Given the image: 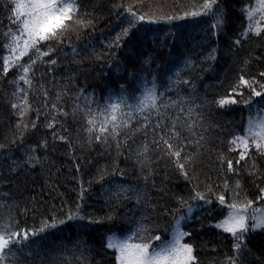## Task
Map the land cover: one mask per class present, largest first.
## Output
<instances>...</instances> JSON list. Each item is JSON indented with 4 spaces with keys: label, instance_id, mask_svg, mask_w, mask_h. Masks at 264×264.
<instances>
[{
    "label": "trees",
    "instance_id": "obj_1",
    "mask_svg": "<svg viewBox=\"0 0 264 264\" xmlns=\"http://www.w3.org/2000/svg\"><path fill=\"white\" fill-rule=\"evenodd\" d=\"M125 1L76 0L80 5L78 15L85 23L91 20V24L74 25L64 34L63 45L56 46L50 57L43 58L45 61L57 59V65L38 64L30 73L32 84L28 100L33 110L23 118L29 127L23 132L21 143L18 139L21 130L17 127L21 118L9 111L1 100L4 82L10 81L17 86L21 72L18 68H11L5 76L2 71L3 59L9 55L5 45L10 42V36L5 33L11 24L8 10L11 0H0V144L5 146L0 149V223L12 217L13 228L38 229L42 221L50 222L53 216L62 217L69 208L75 209L77 204L81 205V214L85 217L103 220L101 224L92 225H87V220L74 221L48 229L32 238L40 241L38 249L33 248L30 255L27 251L17 253L16 264H114L112 250L104 247L109 228L113 231L126 229L144 216V223L163 240L165 230L172 223V211L178 207L177 198L189 200L194 185H198L199 190L213 201L211 205L190 201L201 207L195 208L191 219L184 224L183 230L191 233L186 242L194 246L197 264H228L229 257L258 264L257 257L264 258V230L257 229L247 235L244 243L252 254L242 257L233 249L231 235L215 227L226 216L227 204L235 199L231 189H235L237 181L241 185L240 189H236L241 202L252 200L251 206L262 205L263 202L258 193L260 187H264V156L258 154L255 148H250L245 159L240 160L239 149L233 148L230 143L234 136L244 134L248 111L242 103L224 108L214 103L220 98L232 97V88L241 75L246 79H264L258 76L264 71V39L252 34L248 39L240 36L247 22L244 10L252 6L253 0H220L227 10L226 35H213L211 17H189L154 25L141 22L143 29H150L158 38L143 39L142 30L128 39L122 37L120 47H110L122 29L128 27L124 8L132 6L140 13L171 15L182 14L191 4L202 2L140 0L127 5L129 3ZM11 29L15 30L16 25L11 24ZM169 32L177 33L179 39L168 37ZM261 35L264 37V33ZM237 38L241 40L239 45L234 44ZM212 49H216V59L207 60ZM74 55L78 62H73ZM27 61L28 57H24L20 63ZM187 61L191 64L185 67ZM178 69L182 77L189 81L188 85L178 86L179 96L190 97L195 104L202 105L195 108L193 104L195 111L191 116L188 115L187 105L183 112L179 111V107L166 110L167 116L172 118L166 121L169 127L174 120L184 138L185 150L195 154V167L190 169L191 183L178 174L173 158L164 154L163 146L157 149L151 125L147 135L143 131L136 132L126 143L130 129L121 127L117 137L119 148L116 140L112 139L113 147L110 148L99 150L87 146L88 141L84 137L87 133L85 97L104 105L110 92L119 94L120 83L127 84L141 75L151 80L155 75L158 93L172 83L174 91L167 93L166 98L177 99L174 73ZM81 89L83 94H80ZM244 92L247 97V90ZM58 93L61 94L60 99H57ZM140 94L138 89L136 95ZM235 98L240 99L238 96ZM252 99L256 101L260 98ZM14 100L15 103L18 101ZM53 103L61 110L60 113L52 110ZM91 106L96 108L95 102ZM36 108L41 110L39 120H36ZM65 112L67 116L62 114ZM53 116L56 117L55 127L49 128L47 125L52 122ZM157 119L153 113L151 121L154 123ZM32 121L36 122V128L31 127ZM142 123L140 114L131 118L132 128ZM190 124L192 131L188 130ZM54 134L56 137L63 135L66 140L54 139ZM200 134L204 139L196 144ZM13 140L16 142L13 143ZM172 142L176 143L175 140ZM145 144L148 151L145 156H139L138 150L142 151ZM29 147L36 149L40 160L35 166L24 162L25 149ZM94 151L104 152L109 158L101 160L97 157L100 162L96 161L94 156L97 152ZM110 159L115 160L109 163ZM152 159L155 162L150 167L147 161ZM228 160L232 161L234 171L227 170ZM81 184L86 189L83 199H80ZM225 184L230 189L226 192ZM118 186L130 189L126 193L128 199L123 198V193L117 198ZM206 186H211L215 194L224 192L225 205H220L216 195L207 192ZM137 194L142 197L140 204L135 198ZM108 216L114 219L108 221ZM79 224L86 227L78 228ZM79 241H83L82 246L78 245ZM26 243H31V239ZM153 243L159 244L160 241ZM10 247L15 249L17 246Z\"/></svg>",
    "mask_w": 264,
    "mask_h": 264
},
{
    "label": "snow or ice",
    "instance_id": "obj_2",
    "mask_svg": "<svg viewBox=\"0 0 264 264\" xmlns=\"http://www.w3.org/2000/svg\"><path fill=\"white\" fill-rule=\"evenodd\" d=\"M120 7H123V5ZM8 10L11 13L9 16L11 24H15L16 29L12 30L10 24L9 31L5 33L6 36H10V42L5 45L9 55L3 59L2 71L6 76L11 68H18L21 72L19 80L23 81L25 85H28L29 90L32 84L30 73L35 71L38 64L57 65V59L45 61L43 58L50 57L55 51L56 46L63 45L64 34L74 25L87 26L91 24V20L85 23L80 18V15H78L80 13V5L76 3V0H11V5ZM244 11L247 16L248 25L240 33V36L248 39L249 34H252L264 39L261 35L264 33V0H257L255 7H249ZM124 12L127 14L125 19L128 27L122 29L121 33L117 35L115 43L110 45V47H120L122 37L128 39L131 36L137 35L142 30L144 31L143 39H157L158 37L150 29H143L141 22L154 25L161 22L171 23L174 20H184L189 17L196 18L205 16L211 17L212 19L210 27L213 30V35L227 34L225 31L228 25L227 10L220 3V0H202L201 3H193L188 9H184L182 14L154 15L150 12L140 13L139 9L134 10L132 6L124 8ZM167 35L173 40L179 39L177 33L169 32ZM240 43L241 40L239 38L234 40V44L239 45ZM72 51L76 53V49ZM215 52L216 49H212L206 59L215 60ZM24 57H28V61L20 63ZM73 62H78L75 60V55L73 56ZM190 64L191 61H187L185 67H188ZM258 76L264 78V71L259 72ZM174 83L177 85L175 89L177 99H173L172 97L166 98L167 93L174 91L172 83H169L163 91H159L158 93V84L155 75L152 76L151 80H148L147 76L141 75L138 78H133L127 84L120 83L119 94L110 92L105 98L104 105H100L98 101H93L91 97H85L87 104L85 110V116L87 118L86 131L89 137V144L93 142L108 144L109 139H112L116 140L117 147L119 148L120 141L117 137L120 135L121 127L130 129L128 136L125 138L126 143L136 132L143 131L144 135H147V130L151 125L153 143L157 146V149L159 150L163 146L164 154L173 158V163L178 174L191 183L192 176L190 175V169L195 167V154L185 150L186 144L184 138L177 130V125L174 120L171 127H169L166 121L172 118L167 116L166 110L179 107V111L183 112L184 106L187 105L188 115L191 116L195 111L192 106L195 104V101L190 97L179 96L178 86L181 84H189V81L182 77L179 69L174 73ZM138 89L141 90L140 95H136ZM245 89L247 90V97H245ZM83 91L81 89L80 94H83ZM232 93V97L220 98L214 101L220 108L242 103L248 111V119L244 130L245 134L234 136L230 143L236 145L237 149H242L239 153L240 160L245 159L251 147H254L258 154L264 156V79H246L244 75H241L238 83L233 86ZM13 95L18 100L23 101L22 104H12L13 109H20L19 116L21 122L17 127L21 131L18 139L23 143V132L29 127V124L25 123L23 118L28 111L33 109L28 102L27 91L24 88L17 86L16 92ZM60 95V93L57 94V99H60ZM44 96L45 107H47L46 91ZM236 96L240 99H236ZM253 97H259L260 99L254 101L252 99ZM94 102L96 108L91 106ZM201 107L202 105L195 104V108ZM51 108L57 113L61 112L55 103L52 104ZM77 108H79V105H77ZM162 109L165 111H162ZM35 111L36 120H39L41 110L36 108ZM145 113L148 115H144ZM153 113L158 118L154 123L151 121V115ZM62 114L64 116L68 115L66 112ZM136 114L142 116L143 123L136 128H132L131 118ZM197 115H200V113H197ZM55 123L56 117L53 116L52 122L47 126L53 128L55 127ZM31 127H37L35 121L31 122ZM192 127L190 124L188 130L192 131ZM56 138L61 141L66 140L65 136L60 135L56 137L54 134V139ZM203 139V134H200L199 139L195 143L199 144ZM173 140L176 141L175 144L172 142ZM15 142L13 140V143ZM44 146H47L46 140L44 141ZM4 147V145L0 144V149ZM147 151L148 146L145 144L143 150H138L137 154L139 156H145ZM25 157L24 162L32 166L40 163L35 148H26ZM227 170L234 171L231 160L227 161ZM120 174L123 175V172ZM100 179H103V175H101ZM240 187L241 185L237 181L235 189H231L235 199L227 204V208L229 209L227 215L220 222L216 223L215 227L231 235L233 238V249L238 255L243 257L252 254L247 244L244 243L247 235L250 232H256L257 229L264 230V210H261L259 213L254 210L249 214L248 209L251 207L253 201L245 199L241 202L239 200V192L236 189H240ZM206 189L208 193H213L211 186H206ZM129 190V188L118 186V191L115 195L117 198H120L123 193L125 194L123 198L128 199L126 193ZM228 190L230 189L225 184L224 191L226 192ZM85 191L86 189L81 184L80 199L84 198ZM192 193L189 200H185L183 197L177 198L176 202L178 207L172 211V223L165 230V238L163 240L161 235L155 234V230L144 223L146 219L144 216L139 217V219L135 220L126 229L113 231V229L109 228L104 238V247L112 250L111 254L114 256V264H197V257L194 255V246L186 242V238L191 233L183 230L184 224L191 219L194 209L201 207L192 202L203 201L204 205H211L213 201L209 195L199 190L198 185L193 186ZM215 195L219 204L225 205L224 192ZM258 196L264 200V187H260ZM135 198L137 203L140 204L142 197L137 194ZM165 214H167V211ZM113 219L114 217L112 216L107 217L108 221H112ZM85 220H87V225L103 223L101 218L85 217L82 215L81 205L79 204H77L75 209L69 208L62 217L53 216L50 222L48 220L42 221L38 229L13 228L12 217H8L5 222L0 223V264H16L18 252L25 253L27 251V254L30 255L32 249H38L40 244V241L32 238L47 232L48 229H55L69 222ZM77 227L84 228L86 225L79 224ZM30 239L31 243H26ZM153 241H160V243L154 244ZM10 245H16L17 247L13 249ZM78 245L82 246L83 241H79ZM90 253L91 249H89ZM81 256H83V252H81ZM257 260L258 264H264V258L257 257ZM228 264H248V261L246 259L237 260L235 257H229Z\"/></svg>",
    "mask_w": 264,
    "mask_h": 264
},
{
    "label": "rangeland",
    "instance_id": "obj_3",
    "mask_svg": "<svg viewBox=\"0 0 264 264\" xmlns=\"http://www.w3.org/2000/svg\"><path fill=\"white\" fill-rule=\"evenodd\" d=\"M125 1V0H124ZM138 1H140V0H126L125 1V3L127 4V3H129V2H134V3H137ZM252 6L251 7H255L256 6V3H257V0H253L252 1ZM127 5H132V4H127ZM246 19H247V17H246ZM246 28H247V25H248V20H247V22H246ZM245 28V29H246ZM17 86H19V87H22V88H24L26 91H27V95L29 94V92L31 91V88H30V90H29V86L28 85H25L24 83H23V81H20L19 80V83L17 84ZM17 86H15V85H12L11 83H10V81L9 82H4V85H3V89H4V92L2 93V95H1V100L4 102V104L8 107V110L9 111H13L14 113H16L17 115H19V112H20V109H13L12 108V104L13 103H15V98L17 99V97L16 96H14L13 95V93L14 92H16V89H17ZM18 100V99H17ZM28 102H29V100H28ZM16 103H23V101L22 100H18ZM28 113V112H27ZM26 113V114H27ZM24 118H26V115L24 116ZM245 122L247 123V119L245 120ZM244 134H245V131L243 132ZM243 134V135H244ZM84 137H85V140H87L88 141V139H87V137H88V134L85 132L84 133ZM87 146L88 147H96L97 149H103L104 147H113V144H112V142L110 141V139H109V143L108 144H101V143H96V142H93V143H91V144H89V142L87 143ZM214 146L217 148V145L216 144H214ZM233 146V148H235V147H237L236 145H232ZM251 148H253L254 149V147H251ZM242 149H239V151H241ZM94 152H97V154H96V157L94 156V158L96 159V161H99V160H97V157H99L101 160H107L108 158H109V156L106 154V153H104L103 152V154H102V152H98V151H94ZM95 155V154H94ZM114 160L115 159H110L109 160V163H113L114 162ZM128 161V160H127ZM100 162V161H99ZM129 162V161H128ZM154 162H155V160L154 159H152V160H150V161H147V163L149 164V166L150 167H152L153 165H154ZM263 202L261 203L262 205H256V206H251V207H249V209H248V213L249 214H251L254 210L257 212V213H259L261 210H264V200H262ZM228 211H229V209H228ZM228 213V212H227ZM227 215V214H226ZM249 223H251V221H249ZM169 238H170V236H169Z\"/></svg>",
    "mask_w": 264,
    "mask_h": 264
}]
</instances>
